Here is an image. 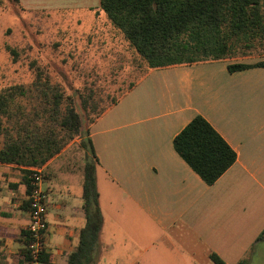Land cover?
Here are the masks:
<instances>
[{
	"label": "crops",
	"instance_id": "crops-1",
	"mask_svg": "<svg viewBox=\"0 0 264 264\" xmlns=\"http://www.w3.org/2000/svg\"><path fill=\"white\" fill-rule=\"evenodd\" d=\"M18 2L24 11L67 8L102 15L99 0ZM259 61L264 56L152 70L89 126L102 216L94 264H103L106 253L116 262L138 261L144 252L149 260L166 261L156 247L161 242L180 248L174 252L183 263H213L209 254L214 253L225 264L242 258L251 264L249 254L264 240V235L256 240L264 230V67L229 71L227 66ZM197 115L235 153L234 162L211 184L173 146L174 137ZM72 144L41 168L47 210L44 251L36 264H68L85 224L84 161L80 155V175L73 180ZM27 202L22 168L0 163V264H23ZM137 246H143L141 253L135 252Z\"/></svg>",
	"mask_w": 264,
	"mask_h": 264
},
{
	"label": "trees",
	"instance_id": "trees-1",
	"mask_svg": "<svg viewBox=\"0 0 264 264\" xmlns=\"http://www.w3.org/2000/svg\"><path fill=\"white\" fill-rule=\"evenodd\" d=\"M2 6L17 14L24 11L18 0H0V9ZM98 8L126 42L124 63L137 73L135 80L155 69L264 56V0H99ZM4 46L5 58L0 66V163L22 168L29 194V169L42 168L79 139L85 151L81 190L85 224L67 263L94 264L102 216L89 126L124 96L135 80L102 104L110 94L101 98L96 82L99 76L94 70L85 75V85L76 87L74 94L61 78L55 77L33 44L9 42ZM122 63L119 69H123ZM252 66L264 67V61L227 67L236 71ZM173 146L208 184L235 160L234 151L199 115L174 137ZM263 235L264 230L256 240ZM23 236L21 262L29 264L27 229ZM46 257L42 256L41 261ZM209 258L214 264H225L214 253ZM236 264L246 262L242 258Z\"/></svg>",
	"mask_w": 264,
	"mask_h": 264
},
{
	"label": "rangeland",
	"instance_id": "rangeland-1",
	"mask_svg": "<svg viewBox=\"0 0 264 264\" xmlns=\"http://www.w3.org/2000/svg\"><path fill=\"white\" fill-rule=\"evenodd\" d=\"M10 9L5 6L0 9V66L5 58L4 43H31L42 53L44 61L48 63L55 77L61 78L68 91L74 94L75 88L84 84L85 75L94 70L93 73L99 76L96 82L101 88V98L107 92L110 94L103 98L102 104L108 103L112 95H117L121 88H127L128 82L137 77V73L127 69L124 63L123 44L126 42L119 35L117 38L106 36L114 30L105 15L95 18L92 12L81 9H28L21 12L20 18H17L15 12ZM7 27L11 30L8 37ZM105 28L109 30L103 31ZM97 30L99 32H96ZM90 33L98 34V37H86ZM63 60L67 62L63 63ZM120 62H123V69H119ZM80 112L82 113L81 110ZM72 142L68 153L74 157L72 165L76 167L80 155L84 161L85 151L79 139ZM78 175H80L79 168L76 167L72 174L73 180H76ZM98 185L100 186L99 181ZM73 190L80 191L78 188ZM156 247L166 261L149 260L147 252L142 253L138 261H124V258L123 261H112L108 253L103 255L102 261L103 264H193L192 262L183 263L176 258L174 248L180 249L177 246L172 248L161 242ZM95 248H98V245ZM142 248L143 246H137L134 249L136 253H141L142 251L138 250ZM249 258L251 264H264V240L252 249Z\"/></svg>",
	"mask_w": 264,
	"mask_h": 264
},
{
	"label": "built area",
	"instance_id": "built-area-1",
	"mask_svg": "<svg viewBox=\"0 0 264 264\" xmlns=\"http://www.w3.org/2000/svg\"><path fill=\"white\" fill-rule=\"evenodd\" d=\"M28 178L30 180V191L28 194L29 221L27 231L29 233L30 263L36 264L44 251L43 236L46 229V195L41 187L42 169L31 168Z\"/></svg>",
	"mask_w": 264,
	"mask_h": 264
}]
</instances>
